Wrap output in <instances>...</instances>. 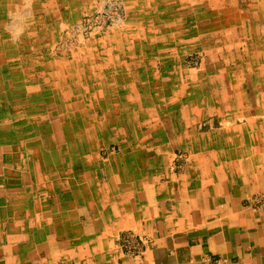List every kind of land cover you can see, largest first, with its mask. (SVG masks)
Here are the masks:
<instances>
[{
    "label": "crops",
    "instance_id": "0c3cea01",
    "mask_svg": "<svg viewBox=\"0 0 264 264\" xmlns=\"http://www.w3.org/2000/svg\"><path fill=\"white\" fill-rule=\"evenodd\" d=\"M5 1L4 6L12 11L17 6L19 12L29 13L39 0ZM56 12L61 16L58 19L66 13L60 9ZM171 13L173 18L164 21L158 14L153 17L147 14L145 19H140L139 12L135 15L134 22L143 34L148 27L158 34L165 29L173 31L168 32L170 49L150 53L153 72H161L159 53H168L164 67L169 61H180L182 56L177 47L180 44L190 46L191 50L185 52H201L203 66L188 76L179 75L186 81L180 94L176 92L172 99L184 103L188 109L182 110L184 117L175 127H167V123L149 124L150 131L162 132L149 140L152 150H128L127 142L137 140L139 125L135 121L134 129H127L128 136L124 132L125 135L115 138L120 149L110 151L107 158L101 152L92 154L89 143L83 150L75 148L67 167H52L50 156L55 152L47 150L49 140L42 136L39 124L47 119L43 111L46 103H34L38 93L35 84L31 83L33 87L27 96L16 92V83L8 80L9 90L14 92L13 114H27L24 118L29 129L36 124L40 127L39 132L28 130L26 136L20 130L15 133L14 138L22 140L21 155L43 154L45 165L37 162L39 167L29 166L25 160L11 164L13 157L0 161V264H264V0H180ZM5 23L6 28L9 23ZM176 30L186 31L180 32L176 39ZM157 38L154 35L145 43V37L140 35L129 48L128 43L116 42L100 43L99 47L94 41L90 52L95 58L102 64L112 59V64L106 66L107 73L96 72L95 60L87 70H81L82 61H78L70 75L79 80L74 90L71 82L65 85L64 80L51 84L57 95V117L51 125L58 143L65 136L73 143L93 139L92 118L88 120L91 133L82 131L75 113L72 120L71 114L65 120L73 105L72 109L88 110L96 121L94 124L106 127L118 120L123 126L126 116L121 100L95 101L87 106L79 101L65 104L64 99L82 88L96 95L102 93L96 89L106 87V93L108 90L119 95L124 86L117 81L125 80L126 67L133 79L132 92L142 98L139 83L154 85L155 81L153 77L141 80L139 71L144 72L147 67L146 47L158 45ZM18 54L17 51L8 54L0 47V63L8 59L17 61ZM128 54H133L129 62ZM12 71L16 75L17 66ZM26 71L24 77L37 74L31 68ZM168 74L167 71L162 75L178 78L176 72ZM56 76L66 77L59 73ZM1 77L2 69V101ZM84 77H89L90 82L84 84ZM42 85L47 83H40L41 88L37 89L44 100L48 90L42 91ZM187 94L202 95L200 102L204 106L198 108L195 117L192 111L198 102ZM212 94L219 98L216 106H212L218 114L204 120ZM224 94L233 97L225 98ZM10 119L8 124L15 123ZM179 125L188 129L184 148L192 160L185 168L175 170L166 147L176 152L178 141L182 140V135L176 134ZM11 136L4 137L8 139L3 147L13 151L16 145ZM57 152L56 164H61V151ZM82 155L86 158L83 164ZM140 156L158 159L152 160L148 168L143 165L133 169L129 157ZM20 214L24 219L19 218ZM25 221L31 223L30 229H25ZM126 231L145 239L142 255H135L124 243Z\"/></svg>",
    "mask_w": 264,
    "mask_h": 264
},
{
    "label": "rangeland",
    "instance_id": "374dc122",
    "mask_svg": "<svg viewBox=\"0 0 264 264\" xmlns=\"http://www.w3.org/2000/svg\"><path fill=\"white\" fill-rule=\"evenodd\" d=\"M34 1L35 0H33V2ZM36 2L37 0L35 3ZM69 2L68 0H39L37 5L32 6V9L29 10V13H22L19 12L20 9H17V6H15L14 11H12L10 8L4 6L6 4L5 0H0V22L2 23L0 28V47L8 54L14 51L19 53L17 61H12V59L9 61L8 59L7 62L0 63V69H2L1 85H3V92L1 93L2 101L0 100V161L4 157H6V159L8 157H13L12 160H14V162L11 164L19 163L18 161L25 160L26 164L29 166L39 167L38 163L44 166L45 157L43 154H39L37 156L30 154V156L26 155L25 157H22V140H19L18 142L17 139H15L16 132L18 133L23 131L22 133H24V136H26V132L28 130L31 132H39L40 127L41 133L43 134L42 136L49 140L48 143L46 142L47 150L55 152V154L50 156V166L57 167L58 169H60V166L67 167V165L71 164L72 154L75 148L78 149V151L79 149L83 150L85 145H88L89 143L92 149V154H99L101 152L100 154L104 158H107L110 151L115 152L120 149V145L115 138L122 137L125 135L124 132H126V136H128L127 129H134L133 124L135 121L139 125L138 134L136 136L137 140L127 142L128 150H132L130 152H133L134 149L137 151L142 149L152 150V145L149 140L152 141L158 135H161L162 132L157 133V131H150L151 129L149 128V124L156 123L155 126H158L160 123H162L161 125L167 123L165 124L168 125L167 127L174 128L175 126L173 125L179 122L182 117H184L182 110H184V108L188 109L187 105L184 103L180 104L179 100H173L172 98L176 96V92L178 95L180 94L181 86L184 85L186 81L185 78L179 76L180 73L188 76V74L193 72L192 70L199 71L203 66V54L196 51L185 52L190 46L180 44L177 47L181 52L180 55L183 59L180 58V61H173L172 63L169 61L164 67L163 62L168 57V53H159L158 62L159 65H161V72L155 73L153 72L154 65L151 64L152 62L149 60L150 57H153L150 55V53H152L153 50L156 51L158 49H170L168 44L170 41V39H168V32L173 34V31H167V29H165L162 30L160 34H158V32L154 31L151 27H148L145 30V34H143V32H141V30L138 28L137 23H135V15L138 12L140 13V19H145L147 14H149L151 17L157 16L158 14L162 18V21L168 20L170 18L172 19L174 14L171 13V9L173 8L175 11V6H179L180 0H69ZM57 9H60L61 12L66 11L62 19H58L61 16L56 15ZM132 16L134 17L132 18ZM179 16V18H181V16H184V14ZM4 23L5 25L9 23L8 25L10 26L7 25L5 28L3 26ZM184 31L186 30L174 31V38L177 39L180 32ZM140 35L145 37V43H147V39L152 38L154 35L158 37L157 41L160 42L155 47H146V52L149 56L147 58L148 61L146 60L147 67L144 72L142 71L140 73L139 71V74H141V80L142 78L147 80L148 78L153 77L152 81L153 83L155 81V83L154 85H149L146 83L145 86L140 85L139 83V89L141 88L140 92L142 94V98L140 96V99H138L137 94L132 92L134 91V87H132L131 84L133 79L130 76L129 71H127L128 68L126 67L124 69V74L127 73V75H125V80L123 79L122 82L117 81L118 85L124 86L122 89H119V92H121L119 95H113L108 90L106 93V87H100V89H96L98 91H102V93H97L96 95L91 92L89 93L85 91L84 88H82V91L79 90L75 92L72 97L69 98L71 101L68 98L64 99L65 104L69 102L72 104L79 101L85 104L87 103V106L95 101L106 100L114 102L118 100L119 102V100H121V103L125 105V109L122 110V113L126 116L123 126L118 124V120L112 125L106 127L94 124L96 121L94 120L93 116L88 114V110L79 111L78 109H72L74 106L73 105L72 108H69L70 110L66 112L65 120H67V117H69L70 114L71 115L69 118L72 120L74 118V115L72 114L75 113L77 122L79 121L82 123L83 132L89 131V129H91L90 122H92L93 139L89 142L82 140V142L77 141L73 143L70 141L71 138L68 136L66 138L65 136L64 141L61 139V141L58 143L54 138V132L52 130L53 126L51 125V122L57 117L55 104L57 95L55 93L56 90L51 87V84L54 85L56 82H58V80H64L63 83L65 85H67V82H71L70 86L74 90L75 83L79 80H74L70 75L74 73L73 65L78 61H82L80 67L81 70H87L89 66L92 68L91 61L95 60V69H97L96 72L100 74V70H102V73H107L106 66L112 64V59L110 58V64L109 62L102 64V62L98 60L99 58L96 59L93 53L90 52L92 51L91 45L93 42L97 41L96 44L99 45V47H101L100 43L104 42L128 43L129 48L132 46L130 43H133V40L139 38ZM161 35H164L165 37L162 38ZM132 55L133 54H128V62ZM3 64L6 65L2 66ZM14 65L17 66L16 75L14 74L15 71L10 72ZM28 68L33 69L34 74L37 73L35 77H24ZM138 70H140V68ZM167 71L169 76L174 75L172 74V71L173 73L176 72L178 78L175 79L173 77H165L162 75ZM56 73H59L62 76L65 74L66 77L58 79ZM65 78L67 79L65 80ZM8 80H13V82L16 83L14 85V90L16 89V92H22V95L28 94V90L33 87L31 83L35 84L34 88H36L38 93L37 95L34 94V103H46V107L43 111L44 116L47 119H45L42 123H39L41 125L40 127L36 124L35 128L34 125H32L29 129L24 118L25 116L27 118V114L24 115L23 112H21L22 114H16V112L13 114V110H15V103H13L14 92L11 93L9 90L11 88H9L10 82ZM44 81L47 83V85L44 87L42 85V91L46 89L48 90V93H43V100L38 96L41 90L37 89V86L40 87V83ZM87 81L90 82L89 77L82 78V82L84 84ZM101 81L104 80H99V82ZM190 82L193 83L194 78L193 80L191 79ZM144 93L145 95H143ZM198 94L186 95L187 97L194 100V102H198L196 105L198 107H195L192 111V117L198 115V108L200 106H204V103L201 105L200 102L202 95L200 96ZM205 96L206 95H203V98ZM224 96L225 98L229 99H232L233 97L232 94H224ZM183 97H185V95ZM218 99V95L216 94H212L209 97L208 102L210 107L208 106L209 109L205 111L208 112L207 115L204 116V120L218 114V112L212 108V106H216ZM137 105L140 106L138 109ZM206 105L207 104H205V106ZM17 110L19 109H16V111ZM20 110L23 109L21 108ZM202 111L200 112L203 113ZM79 114L81 116H79ZM10 118H13L15 123L8 124V122L11 120ZM90 118H92V121L88 123ZM115 118L118 119V117ZM102 128L104 130H102ZM176 128L178 129L176 134L177 136L182 135V140L178 141V147L175 153L172 147L169 146L166 148L170 153V165L175 170H179L188 166L192 159H190L189 153L184 148V141H186L189 136V134L186 133L188 129L185 128V126L180 125ZM9 134H12L11 137L15 139L13 144L16 145V148H20L21 150L15 148L13 151H11L9 147H3L5 146L4 140L8 139L4 137ZM59 150L61 151V156H59L61 164H56V160L58 159L57 151ZM157 159L158 158L152 159V157L140 156L129 157L128 161L130 165H134L132 168L135 169L136 166L141 168L143 165L148 168L152 164V160L156 161ZM84 160H86V158L82 155V164L84 163ZM27 165L25 166L27 167ZM66 171L68 170L66 169ZM42 173H44V171ZM43 187L44 186L42 185L41 192L44 191ZM42 207L43 205L38 207V210H40ZM31 215H34V213ZM19 218L24 219L22 214H20ZM25 218H27V216H25ZM26 223L27 225H25V229H30L31 223ZM33 226H35V224H33Z\"/></svg>",
    "mask_w": 264,
    "mask_h": 264
},
{
    "label": "built area",
    "instance_id": "2783aa9c",
    "mask_svg": "<svg viewBox=\"0 0 264 264\" xmlns=\"http://www.w3.org/2000/svg\"><path fill=\"white\" fill-rule=\"evenodd\" d=\"M124 243L131 248L135 255H142L144 253L145 239L136 235L134 232L129 231L124 233Z\"/></svg>",
    "mask_w": 264,
    "mask_h": 264
}]
</instances>
